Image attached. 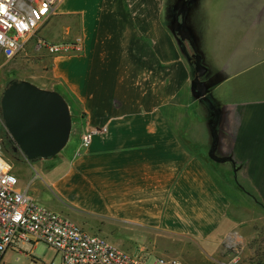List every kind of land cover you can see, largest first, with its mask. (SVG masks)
Masks as SVG:
<instances>
[{"label": "crops", "instance_id": "1", "mask_svg": "<svg viewBox=\"0 0 264 264\" xmlns=\"http://www.w3.org/2000/svg\"><path fill=\"white\" fill-rule=\"evenodd\" d=\"M168 3L63 0L37 37L80 36L83 50L33 38L15 57L16 79L60 93L72 113L74 154L46 182L59 202L48 209L124 251L145 242L182 264L235 252L264 264V0H211L195 26L185 19L218 114L194 94Z\"/></svg>", "mask_w": 264, "mask_h": 264}, {"label": "built area", "instance_id": "2", "mask_svg": "<svg viewBox=\"0 0 264 264\" xmlns=\"http://www.w3.org/2000/svg\"><path fill=\"white\" fill-rule=\"evenodd\" d=\"M61 1L0 0V54L13 59L26 51L28 42L33 38L37 39V48H46L50 53L82 51L84 39L80 36L63 45H52L37 37ZM98 132L86 133L83 144L90 145L92 137ZM40 243H46L57 252L60 264H147L141 256L145 248L137 247L135 252L119 249L100 235L87 232L70 218L40 205L21 187L0 145V264H6L5 256L9 251L21 252L27 244L36 247ZM26 255L29 256V253ZM240 263L241 257L235 252L223 264ZM154 264L182 262L160 256Z\"/></svg>", "mask_w": 264, "mask_h": 264}, {"label": "water", "instance_id": "3", "mask_svg": "<svg viewBox=\"0 0 264 264\" xmlns=\"http://www.w3.org/2000/svg\"><path fill=\"white\" fill-rule=\"evenodd\" d=\"M190 1H178L173 33L184 49L188 50L189 46L192 50L189 60L195 73L192 81L194 94L209 102L218 114L202 85L207 68L197 53L190 31L185 27ZM0 106V117L14 143L13 149L27 161L49 160L68 145L73 119L70 106L60 93L40 88L27 80L14 79L3 91Z\"/></svg>", "mask_w": 264, "mask_h": 264}, {"label": "rangeland", "instance_id": "4", "mask_svg": "<svg viewBox=\"0 0 264 264\" xmlns=\"http://www.w3.org/2000/svg\"><path fill=\"white\" fill-rule=\"evenodd\" d=\"M168 1V4L172 5L173 16H175L176 9L174 10V8L178 0ZM207 1L211 0H195L193 2L192 10L186 17V21L190 26H195L196 17L198 21V14H196V11L200 9L201 3ZM193 10L195 11L194 15ZM208 10L212 11L211 9ZM187 48L191 55V48L189 46ZM19 55L17 56L18 58ZM18 58L8 59L4 55L0 54V103L3 91L8 86L9 82L21 76V69L17 60ZM2 126L4 125L0 117V138ZM73 154V142L70 141L66 148L59 155L49 160H38L36 162L24 160L18 163L11 161V164L13 167V172L20 180L21 187L26 189L27 192L34 199H36L40 205L49 208V206H58L59 202L46 182L49 178H54V173H59L60 171L64 170V168H66L67 164L71 161ZM207 159H209V157H207ZM44 165L49 166L44 169ZM48 170H51L52 173L47 175L46 171ZM137 247L145 248V251L141 253V256L147 260V264H154L160 256H165L162 255L161 252H159L152 244L145 242H138L136 244L134 243V248L129 249L128 252H135ZM27 253H29V256L26 255ZM30 253L32 255H30ZM32 261H34L35 264H60V257L57 252L46 243H40L36 247H34L32 244H27L22 248L21 252L9 251L5 256L6 264H31Z\"/></svg>", "mask_w": 264, "mask_h": 264}, {"label": "trees", "instance_id": "5", "mask_svg": "<svg viewBox=\"0 0 264 264\" xmlns=\"http://www.w3.org/2000/svg\"><path fill=\"white\" fill-rule=\"evenodd\" d=\"M6 136H7L6 128H5V126H2L0 142H1V146H2L4 156L10 162L15 161L18 163V162H22V161L26 160L25 157L20 152H15L14 149L9 144H7Z\"/></svg>", "mask_w": 264, "mask_h": 264}, {"label": "flooded vegetation", "instance_id": "6", "mask_svg": "<svg viewBox=\"0 0 264 264\" xmlns=\"http://www.w3.org/2000/svg\"><path fill=\"white\" fill-rule=\"evenodd\" d=\"M191 1H193V0H191ZM190 1V2H191ZM6 132H7V130H6ZM6 142H7V144H9L12 148H13V142H11V136L9 135V133L7 132V136H6Z\"/></svg>", "mask_w": 264, "mask_h": 264}]
</instances>
